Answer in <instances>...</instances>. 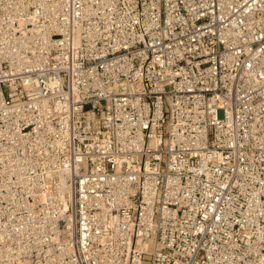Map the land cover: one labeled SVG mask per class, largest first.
<instances>
[{
    "label": "built area",
    "instance_id": "2783aa9c",
    "mask_svg": "<svg viewBox=\"0 0 264 264\" xmlns=\"http://www.w3.org/2000/svg\"><path fill=\"white\" fill-rule=\"evenodd\" d=\"M0 264H264V0H0Z\"/></svg>",
    "mask_w": 264,
    "mask_h": 264
}]
</instances>
